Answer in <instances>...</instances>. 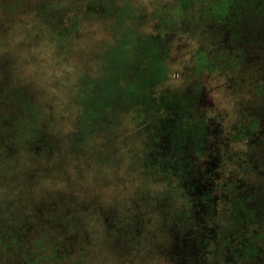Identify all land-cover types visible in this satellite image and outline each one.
Returning a JSON list of instances; mask_svg holds the SVG:
<instances>
[{"label":"rangeland","instance_id":"obj_1","mask_svg":"<svg viewBox=\"0 0 264 264\" xmlns=\"http://www.w3.org/2000/svg\"><path fill=\"white\" fill-rule=\"evenodd\" d=\"M102 1L0 0V112L16 115L0 131V202L15 204L13 218L6 220L10 226L26 223L42 204L56 209L60 198L85 211L72 218L74 228L67 230L79 256L64 258L62 264H167L156 214L186 202L180 186L141 163L147 160L141 134H123L125 127H134L133 120L119 119L116 126L105 119L109 123L91 131L74 100L81 91L91 92L84 76L101 74L114 40L110 21L81 15L85 6ZM172 2L110 0V6L127 4L135 15L146 13L149 31L156 24L154 14ZM61 16L79 18L78 37L58 40L55 25ZM203 40L176 38L168 61L173 86L183 85L180 63L189 62ZM257 50L249 46L238 68L204 77L205 108L213 119L205 167L214 195L226 186L221 194L226 205L264 194V48ZM15 90L24 92L32 111L20 112L12 104ZM253 117L260 119V131H245V140L236 141ZM41 126H46L47 143L32 154L25 148L32 130ZM256 226L254 221L246 232ZM61 244L56 231L32 236L30 253L41 257L33 264H56L65 252Z\"/></svg>","mask_w":264,"mask_h":264},{"label":"trees","instance_id":"obj_2","mask_svg":"<svg viewBox=\"0 0 264 264\" xmlns=\"http://www.w3.org/2000/svg\"><path fill=\"white\" fill-rule=\"evenodd\" d=\"M81 13L110 21L114 40L107 59L105 54L101 74L95 78L84 76L92 90L89 94L81 91L74 98L79 117L86 118L91 131L109 123L105 119L115 120L116 126L121 125L119 119L133 120L134 127H125L123 134H141V149L147 159L141 163H146L152 174L162 173L176 180L186 200L171 211L164 209L156 214L158 243L167 264H252L257 260L253 257L258 255V244L264 248V194L237 198L230 205L221 198L226 186L214 195L209 168L205 167L212 135L209 122L213 119L205 108L204 77L238 68L249 46L264 48V0H173L154 14L156 24L149 31L144 28L147 14L135 15L127 4L120 9L116 4L110 6V0H103L88 4ZM57 22L55 34L59 41L79 36L77 16L69 20L61 16ZM178 36L204 40L190 52L189 62L180 63L179 71L186 77L182 86L175 87L168 61ZM16 92L12 104L20 112L32 111L24 92ZM15 116L11 110H2L0 131L7 129L6 123H13ZM251 120L253 123L235 136L236 141L245 140V131H260V119ZM45 127L32 130L27 151L37 154L46 145ZM59 201L56 209L47 204L42 208V204L33 212L36 216L33 214L23 225L11 222V226L6 220L13 218L15 204L0 202V263L33 264L40 260V255L30 253L31 237L44 230L56 231L64 242L61 248L65 252L57 256L56 264L79 256L68 240L67 230L74 228L72 218L85 211L71 199ZM98 215L102 217L101 212ZM254 221L255 230L247 233ZM244 234L250 243L242 241ZM232 240H237L234 250Z\"/></svg>","mask_w":264,"mask_h":264},{"label":"flooded vegetation","instance_id":"obj_3","mask_svg":"<svg viewBox=\"0 0 264 264\" xmlns=\"http://www.w3.org/2000/svg\"><path fill=\"white\" fill-rule=\"evenodd\" d=\"M216 199H218L217 197H216ZM242 238H243V242L244 243H250V241H251V239H247V237L245 236V234L242 236ZM237 240H232V248H233V250H234V246H233V244H234V242H236ZM257 246V245H256ZM258 249H259V252H258V255H256V256H254L253 257V259L254 260H256V261H253V263L252 264H255V262H257V264H264V248H263V246L262 245H259L258 244Z\"/></svg>","mask_w":264,"mask_h":264}]
</instances>
